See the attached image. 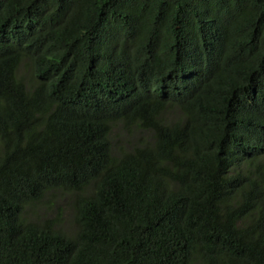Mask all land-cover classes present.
I'll list each match as a JSON object with an SVG mask.
<instances>
[{"label":"trees","instance_id":"obj_1","mask_svg":"<svg viewBox=\"0 0 264 264\" xmlns=\"http://www.w3.org/2000/svg\"><path fill=\"white\" fill-rule=\"evenodd\" d=\"M0 264H264V0H0Z\"/></svg>","mask_w":264,"mask_h":264},{"label":"rangeland","instance_id":"obj_2","mask_svg":"<svg viewBox=\"0 0 264 264\" xmlns=\"http://www.w3.org/2000/svg\"><path fill=\"white\" fill-rule=\"evenodd\" d=\"M115 141H117L118 145L120 147L124 146V148L129 147L128 145H126V140L128 139V136H126V134L120 129V128H116L114 130V135H113ZM136 135L133 137L135 139ZM133 138H130V141H134ZM65 199H61L59 200L60 202L64 201ZM43 211L42 209H38L36 213L40 214V212ZM71 213L70 207L65 205L63 203V215L65 216L66 220H69V215ZM34 213H31L30 216L32 218ZM67 228L72 229L73 227V222H71L69 220V224H67V222L65 221V224Z\"/></svg>","mask_w":264,"mask_h":264}]
</instances>
